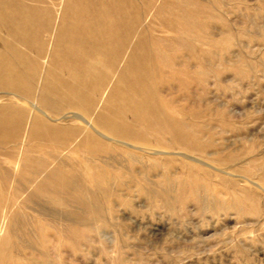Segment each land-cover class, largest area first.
I'll list each match as a JSON object with an SVG mask.
<instances>
[{
  "label": "rangeland",
  "instance_id": "rangeland-1",
  "mask_svg": "<svg viewBox=\"0 0 264 264\" xmlns=\"http://www.w3.org/2000/svg\"><path fill=\"white\" fill-rule=\"evenodd\" d=\"M101 1L73 0L72 8L62 0L58 20L73 9L85 18L81 6L99 8ZM119 2L117 11L114 3L107 13L96 11L100 21L129 16L134 37L126 60L138 67L123 73L117 66L106 80L112 64L101 63L90 77L106 80L94 107L67 88L50 87L53 79L71 78L53 70L64 63L53 40L42 52L32 48L39 76L30 85L0 83V264H264V0ZM85 22L76 28L97 25ZM1 23L0 62L20 66L23 37ZM117 85L126 94L113 101L119 116L101 124ZM137 86L157 111L143 121L130 102ZM73 113L111 139H99L103 150L80 149L93 131L65 119ZM37 122L51 128L57 145L29 142L27 129ZM43 126L37 133L47 134ZM32 176L41 188L28 182ZM28 235L33 249H26Z\"/></svg>",
  "mask_w": 264,
  "mask_h": 264
},
{
  "label": "bare ground",
  "instance_id": "bare-ground-1",
  "mask_svg": "<svg viewBox=\"0 0 264 264\" xmlns=\"http://www.w3.org/2000/svg\"><path fill=\"white\" fill-rule=\"evenodd\" d=\"M109 3L115 4L116 11L123 8L122 4L119 2V0H102L100 5H99V8L98 7L95 8L94 5L92 6L91 4H83V6H81L82 11H84V13L87 14L85 17V18H87V20H85L84 17H81V16L78 17L77 12L74 9H73L74 11L71 9V7L73 8V5H72L73 0L72 1L70 0L71 7H70V5H68V8L66 9V12L67 11L69 12L70 9L72 10V12L70 11V17H67V18L65 17L62 20H58V14H59L60 9H61L62 0H51V1H46V0L45 1L44 0H17L15 2H10V0H0V24H2L1 22H3V24L7 25L8 28H11L13 30V32L15 33L16 36L20 35L21 37H23V39L20 41V43L25 45L26 50L24 51V54L26 56V62H24L20 66L24 69L29 70V74H26L24 72L21 73L20 70L22 68L20 66L15 65L13 63H10L8 61H2V62H0V83H4V84L10 85L12 87H16V86L20 87V86L30 85L32 83V81L35 80L39 76V73L35 67V64L33 61H31V56H29V55H31L32 48L38 47V51L40 50V52H42L44 49V42H46V39H49L50 41L53 40V41H55V44H56V47L58 50L57 52L59 53L58 55L59 56L61 55L63 57V61H64V63H62L61 66L57 65L60 68L57 67L58 69H55L56 67L54 66L53 70H59L60 72H66L70 75L71 78L68 81H62L58 78L53 79L50 83L51 84L50 87L51 88H57V87L67 88V90H71L80 96L79 101L81 102L82 106H84L86 108L94 107L95 103L93 101V95L103 91V89L105 88L106 80H108V79L110 80V78L114 76L115 70H117L116 69L117 66H119V68H121L120 70L123 71V73L128 72V70L132 67H138L137 64L131 65L130 61H129L130 63L127 64V60H126L127 55L125 53H126L128 47L131 44L133 37H134L133 36V30L131 28V20H130L129 16H126L123 14H118V15L111 17L110 19H105V20L100 21V16L98 15L96 10L101 9L100 11L102 13H107V11L110 10ZM95 6H96V4H95ZM7 12H9L11 15H10V17L8 16V18L4 19L3 15ZM39 18H40V21H37V19H39ZM90 20H95L97 22L96 27L90 28L88 30L76 28L79 25L78 24L79 22L83 23L85 21H90ZM20 26H26V27H28V30L23 32V33L22 32L20 33L18 31V27H20ZM110 26H115L116 29L111 30L109 28ZM17 43H19V41H17ZM12 50L16 51L17 48L14 47V48H12ZM137 52H138V49L136 51V54H139ZM103 62H110V64H112L111 67H109L106 70L107 71L106 75L104 74L106 76L105 77L106 80L92 82L90 79L91 75L102 70L103 67L101 68L100 65ZM115 62H116V65H115ZM120 62H122V63H120ZM117 64H119V65H117ZM56 77H58V76H56ZM135 80L136 79H134V81ZM119 88L120 87L118 85L116 87L114 86V89L112 91V98H110V99L108 98L105 100V106L107 108L108 113L111 114V116H109V114L107 112L106 113L104 112L101 115H99V122L101 124L103 123L104 125H109L113 121L114 118L119 116V110L113 101L116 99L120 102H123V100H125V98H126V94L125 93L123 94V92ZM132 90H133L132 91L133 93L130 97L131 106L134 109H136V112L139 114L140 120L141 121L145 120V118L150 116L152 113L154 115H157V111H151L150 107L148 105V102L147 101L145 102V98L143 96V91H141L138 86ZM101 94H103V93H101ZM139 96L140 97L142 96V98H139ZM103 100H104V98H103ZM26 104L28 105L29 103L26 101ZM32 107H34V106H32ZM33 109H36V108H33ZM80 114H82V113H80ZM80 114L73 113V115L70 114L71 116L65 118V119H72L73 121H75L77 123H80L86 127H89L93 131V132L90 131V132L86 133V135L84 137V139H85L84 143L81 144L80 149H83V148L89 149L90 151H92V153L98 152V150H103V149H101L102 147L99 144V142H100L99 139L104 138V139H107L109 141H111V139L108 136L101 134L100 132L98 133L96 131V128L93 126V124L90 121H88L85 117H83L82 116L83 114L82 115H80ZM153 114H152V116H153ZM42 116L46 117L45 113H43ZM43 125L41 122H37L34 126H31V127H29V129H27V133L26 132L25 133H26V137L29 139V142H34L36 140V141L46 143L47 145H52V146L57 145L55 138L51 136V133H50L51 128L47 125H45V126H43ZM42 126H43V128H45L47 130V131H45L47 134L37 133L39 131L38 128H42ZM27 128H28V126H27ZM78 132L81 133V131H78ZM63 133H65V132H63ZM139 138L144 139L143 135H140ZM0 139H1V136H0ZM74 140H75V138H74ZM58 143H59V141H58ZM119 144L122 146L132 147V145L124 143V142H121ZM0 145L2 147V144H0ZM38 146L39 145H37V147ZM132 148H135L138 150H145V149L137 148V147H132ZM30 150H32V149H30ZM40 150H41V148H40ZM33 152L35 153L34 150H33ZM36 152H37V150H36ZM10 162H11V160H10ZM34 162H36V161H34ZM18 163H20V162H18ZM42 163H45V162H43V160H42ZM13 164H14V162H13ZM42 165L40 167H42ZM37 166H39V165H37ZM37 168H39V167H37ZM42 168H44V167H42ZM39 171L42 172V171H45V169L39 170ZM49 172L50 171H48L47 174L45 173L44 175H42L40 177L43 178L45 175H46L45 178L50 177ZM52 172L53 171L51 170V174H53ZM24 175H29V174H28V172H26ZM54 177H56V176H54ZM60 178L62 179V177H60ZM60 178L56 179V180L59 179V182H58L59 185L62 186L65 190H71L72 187L70 184L65 182L66 179H64V177H63L64 180L62 179V181H61ZM40 179H39V177L32 176L28 180V182L34 187H40L41 186V183L39 181ZM25 186H27V185H25ZM62 187H61V189L63 190ZM39 190L41 192H44V191H42L44 189H42V190L39 189ZM46 194L49 195L50 192L48 191V193H46ZM54 194H56V193H54ZM2 196H3V193H2ZM17 197H19V196H17ZM15 199H18V198H15ZM83 199H82V201H83ZM28 200H30V199H28ZM0 201H2V200L0 199ZM21 201H23V199H21ZM80 201H81V199H80ZM82 201L80 202L81 204L84 203ZM1 203H3V202H1ZM89 204L91 207V203H89ZM83 205H85V204H83ZM92 206H93V204H92ZM18 209H20V207L17 208V210ZM85 211H86V209H85ZM13 212H15V211H13ZM87 212L90 213V211H87ZM5 214L6 213H4V215ZM3 218H4V216H3ZM6 218H8V216H6ZM22 218H24V217H22ZM7 220H5V221H7ZM10 224H14V227L18 226V225H16V223L10 222ZM1 227H3V226H1ZM14 227L12 226V228H14ZM37 227H39V226H37ZM39 228H41V227H39ZM1 230H4V229L0 228V231ZM2 233L4 234V232H1V236H3ZM40 233H42V232H40ZM4 237H6V236H4ZM31 238H33V237L28 235L27 243L30 244V248H26V249H31V248L33 249L32 242H34V241H32ZM10 240H11V238H10ZM15 244H16V242H15ZM3 245H5V244H3ZM1 247H3V246L1 245ZM19 250H20V247H19ZM15 251H17V250H15ZM11 255H12V253H11ZM14 256H16V255H14ZM32 257H35V256H32ZM32 260H33V258H32ZM4 262L6 263V261H4ZM12 262H10V263H12ZM15 262H17V261L15 260ZM22 262H24V261H22ZM38 263L39 264H47V262H44L41 260Z\"/></svg>",
  "mask_w": 264,
  "mask_h": 264
}]
</instances>
